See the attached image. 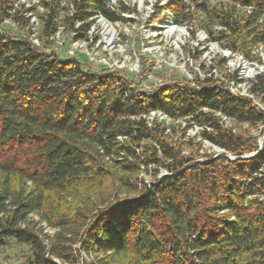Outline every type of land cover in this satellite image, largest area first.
I'll use <instances>...</instances> for the list:
<instances>
[{
    "label": "trees",
    "instance_id": "trees-1",
    "mask_svg": "<svg viewBox=\"0 0 264 264\" xmlns=\"http://www.w3.org/2000/svg\"><path fill=\"white\" fill-rule=\"evenodd\" d=\"M224 1L207 40L259 60L252 49L264 44V0ZM59 3L38 0L45 42L58 29ZM66 3L75 39L87 37L95 15L124 21L131 10L122 0ZM154 6L163 20L193 21L184 0ZM33 11L0 0V23L29 28ZM102 66L87 69L0 28V250L26 246L22 264H264V148L241 157L256 138L223 119L264 124L255 100L264 101V72L246 95L228 87L242 82L237 69L229 79L196 73L148 90ZM149 111L197 126L200 139L235 158L199 152L194 137L173 139L167 119H148Z\"/></svg>",
    "mask_w": 264,
    "mask_h": 264
},
{
    "label": "rangeland",
    "instance_id": "rangeland-1",
    "mask_svg": "<svg viewBox=\"0 0 264 264\" xmlns=\"http://www.w3.org/2000/svg\"><path fill=\"white\" fill-rule=\"evenodd\" d=\"M20 1L25 6L35 7L36 11L31 14L35 17L34 22L27 28L21 27L12 18L5 21L3 18L0 23L3 31L22 36L29 35V37L33 32V42L42 50L62 58L79 57L82 66L87 69L98 70L104 65L111 70L120 71L136 80L141 88L151 90L169 81L191 80L196 73L200 78L210 73H213V77L228 78V75L237 69L238 77L242 82L234 85V91L248 94V87L255 74L264 72L263 43L253 46L252 53L259 56V60H254L246 59L240 51H231L222 47L217 40H207L205 29L214 31L220 27L219 7L220 3L225 2L224 0H184L193 10L194 17L192 22L180 24H175L168 19L163 20L162 15H156L154 4L161 5L167 0H122L131 10L122 13L124 21L112 23L115 32L111 39L104 42L95 33L87 32L85 46L80 47L81 50L76 49L75 53L69 52L75 45L71 41L74 33L66 21L67 16L70 15V6L66 0H60L58 4L55 18L58 29L48 37V42H45L40 35L45 12L38 6V0ZM200 3L205 5L206 10H201L197 6ZM239 10V15L248 14L247 8ZM222 57L225 58L223 65L219 63ZM100 58H106L108 63H100ZM255 100L264 107L262 99L256 97ZM186 122L184 119L175 122L166 120L165 125L169 126L173 139L182 135L184 136L182 140L187 141V138L194 137L192 140L195 144L194 149L198 148L199 152L213 153L212 157L218 155L220 147L212 145L208 140L200 139L198 136L200 129L197 126L186 127ZM225 123L232 126L236 132L245 131L256 138L257 148L244 155L252 157L263 150L264 124L248 126L230 120H226ZM184 148L185 151L189 150L187 146ZM198 159L204 161L206 157L201 156ZM159 173L163 174L165 171L161 170ZM141 175L145 181H150L152 178L150 173L142 172ZM66 200H70V197ZM34 217L37 218L36 215ZM42 224L47 233L54 232V228L46 226L45 223ZM26 253L27 247L24 245L14 248L8 246L0 250V262L22 264Z\"/></svg>",
    "mask_w": 264,
    "mask_h": 264
},
{
    "label": "built area",
    "instance_id": "built-area-1",
    "mask_svg": "<svg viewBox=\"0 0 264 264\" xmlns=\"http://www.w3.org/2000/svg\"><path fill=\"white\" fill-rule=\"evenodd\" d=\"M117 2H118V0H111V2H110L111 7L113 8L114 6H116ZM246 8H247V12L249 13L250 10H251V7L250 6H246ZM8 19L9 18H4V21L8 20ZM34 19H35V17L33 15H30V23L31 24H32V22H34ZM113 22H117V21H111V20L107 19L106 17H104L102 14H97V15L94 16V20L90 24L87 32L88 33L93 32L97 36L100 37V40H104V42H106V41L108 42L111 39V37L113 36L114 32H115V28H114V26L112 24ZM32 34H33V32L30 34V39L33 41L34 39H33V35ZM106 35H108V36H106ZM73 38L74 37H72L71 41L74 43L75 47L69 51L70 53H75L76 49L81 50L80 47L85 46L84 45V43L86 41L85 38H78V39H73ZM90 57H92V56H90ZM99 62L102 63V64H107L108 63L106 58H100ZM227 82H228V87L230 88V90L234 91L233 87H234L235 83L233 81H229V80H227ZM240 83H237V84H240ZM234 92H236V91H234ZM238 93L247 95V93H243V92H238ZM146 117L148 119H152L154 117H158L159 119H167V120L169 119L165 114H163L160 111H149L148 114L146 115ZM223 119L226 122L227 119H226L225 116H223Z\"/></svg>",
    "mask_w": 264,
    "mask_h": 264
},
{
    "label": "water",
    "instance_id": "water-1",
    "mask_svg": "<svg viewBox=\"0 0 264 264\" xmlns=\"http://www.w3.org/2000/svg\"><path fill=\"white\" fill-rule=\"evenodd\" d=\"M221 152H225V153L228 155V157L231 158V159H232V158H235V157H232L229 153H227V152H226L224 149H222V148L219 149L218 154L221 153ZM241 157L246 158V157H250V156H246V155H244V156H241Z\"/></svg>",
    "mask_w": 264,
    "mask_h": 264
}]
</instances>
